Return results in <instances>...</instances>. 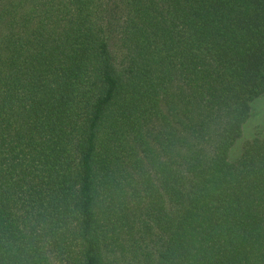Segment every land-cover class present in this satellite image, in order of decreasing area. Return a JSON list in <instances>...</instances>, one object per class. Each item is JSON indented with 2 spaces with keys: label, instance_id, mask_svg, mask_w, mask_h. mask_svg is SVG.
Returning <instances> with one entry per match:
<instances>
[{
  "label": "trees",
  "instance_id": "1",
  "mask_svg": "<svg viewBox=\"0 0 264 264\" xmlns=\"http://www.w3.org/2000/svg\"><path fill=\"white\" fill-rule=\"evenodd\" d=\"M264 0H0V264H264Z\"/></svg>",
  "mask_w": 264,
  "mask_h": 264
},
{
  "label": "rangeland",
  "instance_id": "2",
  "mask_svg": "<svg viewBox=\"0 0 264 264\" xmlns=\"http://www.w3.org/2000/svg\"><path fill=\"white\" fill-rule=\"evenodd\" d=\"M257 135L264 137V97H260L252 103L251 117L245 124L244 134L238 141L230 159L236 161L245 143L252 140Z\"/></svg>",
  "mask_w": 264,
  "mask_h": 264
}]
</instances>
